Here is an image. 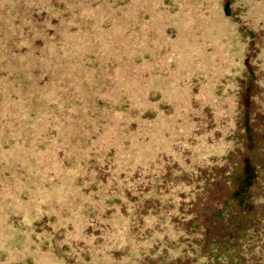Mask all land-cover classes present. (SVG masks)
Returning a JSON list of instances; mask_svg holds the SVG:
<instances>
[{"label":"rangeland","instance_id":"obj_1","mask_svg":"<svg viewBox=\"0 0 264 264\" xmlns=\"http://www.w3.org/2000/svg\"><path fill=\"white\" fill-rule=\"evenodd\" d=\"M244 159L264 0H0V264H212Z\"/></svg>","mask_w":264,"mask_h":264},{"label":"trees","instance_id":"obj_2","mask_svg":"<svg viewBox=\"0 0 264 264\" xmlns=\"http://www.w3.org/2000/svg\"><path fill=\"white\" fill-rule=\"evenodd\" d=\"M261 174L250 160L244 159L242 172L235 179L234 188H231L222 205L210 214L209 219H213V225L218 221L220 226L219 240L213 242L220 247L210 254L212 264H216L215 260H222L224 263L227 261L228 264L230 260H234L236 264H264V179L261 178L264 175ZM261 210L262 214L259 213ZM242 232L243 239L239 240ZM231 240L236 241L229 244ZM234 247L239 251L231 256ZM226 252L229 256H224L223 253Z\"/></svg>","mask_w":264,"mask_h":264}]
</instances>
